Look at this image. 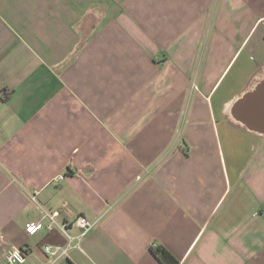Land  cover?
<instances>
[{"label": "crops", "instance_id": "1", "mask_svg": "<svg viewBox=\"0 0 264 264\" xmlns=\"http://www.w3.org/2000/svg\"><path fill=\"white\" fill-rule=\"evenodd\" d=\"M263 84L264 0H0V264H264Z\"/></svg>", "mask_w": 264, "mask_h": 264}, {"label": "built area", "instance_id": "2", "mask_svg": "<svg viewBox=\"0 0 264 264\" xmlns=\"http://www.w3.org/2000/svg\"><path fill=\"white\" fill-rule=\"evenodd\" d=\"M62 179V177H57L55 181L60 182ZM56 216L57 213L55 212L44 217L47 219L45 224L40 222L25 225L26 235L33 236L35 233L41 230L45 231L46 233L51 232L54 224V217ZM71 226L78 229V233L74 236L68 233V230L65 226H61L62 235L65 238V244L63 246L45 245L44 248H42L43 253L47 258L58 260L60 258H68L70 251H76L79 253L84 252L83 239L95 227V223L88 222L86 217L79 216L74 220ZM3 256L6 261L5 264H22L25 261L22 253L17 250L6 251Z\"/></svg>", "mask_w": 264, "mask_h": 264}, {"label": "water", "instance_id": "3", "mask_svg": "<svg viewBox=\"0 0 264 264\" xmlns=\"http://www.w3.org/2000/svg\"><path fill=\"white\" fill-rule=\"evenodd\" d=\"M258 92H259L258 94H260V95H258L257 101L260 100L261 104H263V106H264V99L260 98V96L262 94L261 92L264 93V84L259 88ZM255 96L256 95H251L247 99H245V101H247V103H249L252 99L256 98ZM244 120H247V126L249 128L261 131L262 133L264 132V113H263V115H260L259 117L257 116V117H252V118L250 116L245 115Z\"/></svg>", "mask_w": 264, "mask_h": 264}, {"label": "trees", "instance_id": "4", "mask_svg": "<svg viewBox=\"0 0 264 264\" xmlns=\"http://www.w3.org/2000/svg\"><path fill=\"white\" fill-rule=\"evenodd\" d=\"M162 264H178L177 261L164 249H157L152 252Z\"/></svg>", "mask_w": 264, "mask_h": 264}]
</instances>
